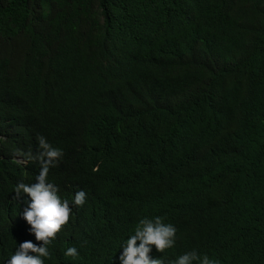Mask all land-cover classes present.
<instances>
[{"label":"trees","instance_id":"obj_1","mask_svg":"<svg viewBox=\"0 0 264 264\" xmlns=\"http://www.w3.org/2000/svg\"><path fill=\"white\" fill-rule=\"evenodd\" d=\"M76 128L125 162L96 171L106 153H76ZM40 135L63 150L48 178L72 208L45 264H120L145 216L177 228L149 254L165 264L193 249L264 264V0H0V264L42 243L14 192L40 170Z\"/></svg>","mask_w":264,"mask_h":264},{"label":"clouds","instance_id":"obj_2","mask_svg":"<svg viewBox=\"0 0 264 264\" xmlns=\"http://www.w3.org/2000/svg\"><path fill=\"white\" fill-rule=\"evenodd\" d=\"M105 91L112 86V82L106 75L101 76ZM93 93L98 91L92 90ZM63 95V92L62 94ZM88 105V104H84ZM73 148L76 153L84 157L85 150L93 152H105V158L95 166V170L112 172L125 162L122 148L117 147L119 142H109L106 134H89L83 128L71 130ZM41 151L33 157L28 154L29 159H38L40 170L36 166L33 177L17 182L14 187L16 197L26 195L27 207L24 209L23 218L30 225L29 232L35 235L36 241L24 240L18 243L15 252L5 261V264H45V258L50 257L49 245L56 234L70 219L72 208L69 199L62 198L58 186L49 181L50 168L55 166L63 155V150L51 145L43 135L37 137ZM17 162L27 164L29 160L18 155L14 158ZM0 175L5 185L9 183V171L6 166L0 164ZM33 183H27L34 181ZM86 192L79 190L75 193L71 203L83 205ZM177 228L172 223H165L161 216L143 217L136 224L133 233L121 245L120 264H165L161 257L152 258L149 254L154 245L158 252L172 248L176 243ZM66 257L76 259L80 253L76 246H69L64 251ZM219 264L208 254H201L193 249L178 255L169 264Z\"/></svg>","mask_w":264,"mask_h":264}]
</instances>
